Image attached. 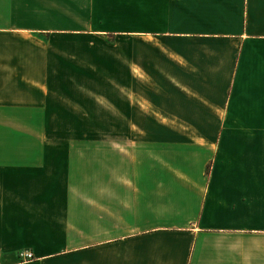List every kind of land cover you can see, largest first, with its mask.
Instances as JSON below:
<instances>
[{
    "label": "crops",
    "instance_id": "obj_1",
    "mask_svg": "<svg viewBox=\"0 0 264 264\" xmlns=\"http://www.w3.org/2000/svg\"><path fill=\"white\" fill-rule=\"evenodd\" d=\"M0 264H264V0H0Z\"/></svg>",
    "mask_w": 264,
    "mask_h": 264
},
{
    "label": "rangeland",
    "instance_id": "obj_2",
    "mask_svg": "<svg viewBox=\"0 0 264 264\" xmlns=\"http://www.w3.org/2000/svg\"><path fill=\"white\" fill-rule=\"evenodd\" d=\"M14 125L16 126H21L22 123H20L19 120H14ZM108 125V127H106ZM64 126H72V127H89V129H101L106 128L108 130H112V131H116V130H120V124H106V123H89L87 122L85 124V122L80 123V122H72V121H65V125ZM10 138L11 139H18L19 134H10Z\"/></svg>",
    "mask_w": 264,
    "mask_h": 264
},
{
    "label": "built area",
    "instance_id": "obj_3",
    "mask_svg": "<svg viewBox=\"0 0 264 264\" xmlns=\"http://www.w3.org/2000/svg\"><path fill=\"white\" fill-rule=\"evenodd\" d=\"M35 255L33 252L31 251H24L21 253V256H20V259L25 262V261H32L34 258Z\"/></svg>",
    "mask_w": 264,
    "mask_h": 264
}]
</instances>
